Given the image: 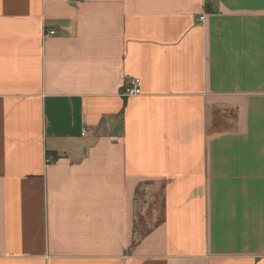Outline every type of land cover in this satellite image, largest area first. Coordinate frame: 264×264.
Segmentation results:
<instances>
[{
	"label": "crops",
	"instance_id": "1",
	"mask_svg": "<svg viewBox=\"0 0 264 264\" xmlns=\"http://www.w3.org/2000/svg\"><path fill=\"white\" fill-rule=\"evenodd\" d=\"M0 264H264V0H0Z\"/></svg>",
	"mask_w": 264,
	"mask_h": 264
},
{
	"label": "rangeland",
	"instance_id": "2",
	"mask_svg": "<svg viewBox=\"0 0 264 264\" xmlns=\"http://www.w3.org/2000/svg\"><path fill=\"white\" fill-rule=\"evenodd\" d=\"M143 192L139 193L137 214H136V231L139 236L148 232L152 226L158 225L163 220V211L160 194L156 197V202L149 204L144 203Z\"/></svg>",
	"mask_w": 264,
	"mask_h": 264
},
{
	"label": "built area",
	"instance_id": "3",
	"mask_svg": "<svg viewBox=\"0 0 264 264\" xmlns=\"http://www.w3.org/2000/svg\"><path fill=\"white\" fill-rule=\"evenodd\" d=\"M85 0H75V2H83ZM204 20V17L200 18V21ZM55 35V31L50 30L45 32V39ZM125 95L127 96H139L141 95V87H140V80L139 79H134L130 86L126 88ZM50 163V160L48 164Z\"/></svg>",
	"mask_w": 264,
	"mask_h": 264
}]
</instances>
